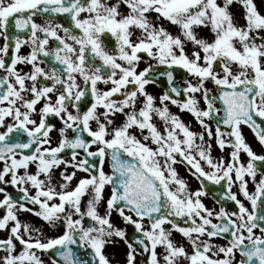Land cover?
<instances>
[{
  "label": "snow or ice",
  "instance_id": "6c2138e0",
  "mask_svg": "<svg viewBox=\"0 0 264 264\" xmlns=\"http://www.w3.org/2000/svg\"><path fill=\"white\" fill-rule=\"evenodd\" d=\"M0 37V264H264V0H0Z\"/></svg>",
  "mask_w": 264,
  "mask_h": 264
},
{
  "label": "flooded vegetation",
  "instance_id": "af4514ba",
  "mask_svg": "<svg viewBox=\"0 0 264 264\" xmlns=\"http://www.w3.org/2000/svg\"><path fill=\"white\" fill-rule=\"evenodd\" d=\"M240 9L238 6L236 8L233 9V11L236 13L237 15V10ZM38 22H43V18L37 17L36 18ZM66 23V21H64ZM202 35H206L207 33H201ZM3 39L2 37H0V45L3 44ZM106 43H108L109 47L111 46V44L113 43L111 40H106ZM51 47V44H50ZM29 52V48L27 46L22 47L21 49V54H27ZM145 65L143 63V61L141 62L140 67L143 68ZM47 67V66H45ZM18 68L23 69L24 71H28L30 66H24V65H18ZM185 73H183L181 70H177V77H182L184 76ZM191 79V78H190ZM207 87H212L211 83L209 82L207 85ZM101 87H104L103 85H101ZM166 88V82L165 79L163 77L160 78V80L158 81L157 84H150L148 86V91L150 93H152L153 95H159L161 94ZM201 107H203V101H201ZM170 110L173 113H176L180 116V118L187 124L190 126V128L193 131L199 132L201 131V128L199 126V124L196 122V120L187 112H180V110L176 107V106H172L170 105ZM51 123L55 124L57 128H59L60 122L59 120H57L56 118H51ZM155 123H157L158 127L161 128L162 130V122H160L158 119H156L154 121ZM213 130L215 128V124L213 123ZM243 132L245 134L246 140L247 142H249L251 144V146L253 147V149L257 152V153H261L262 148L261 146L256 142L253 134L251 133V131L247 128L244 127L243 128ZM137 135H139V133H136ZM52 137H53V145H55L57 139H58V133L54 130L51 133ZM212 145H213V149H212V154L214 156V158H227V153L230 151V149H225L223 152L220 151V149L216 146L215 141H212ZM179 159V158H178ZM246 157L242 154V161L245 160ZM179 176L183 179H185L189 185V188L191 190H196L200 187L199 182L191 175L190 171H189V166H187L185 163H177L175 165ZM106 170H107V166H106ZM59 171L60 169H56L55 170V174H54V183L57 182L59 180ZM69 171H71V169H69ZM194 171V170H193ZM83 175V173H78L77 176H81ZM257 179H259V175L257 177ZM74 183V182H73ZM207 185V191H208V195L203 196L201 199L203 201V203L210 209H216L218 210L220 207V204H218L216 202V198L220 197L221 193L223 192V188H221L220 186H216V185H211L208 182H205ZM8 187V191L12 192L13 195H17L18 193L15 192L14 189H12L10 186H6ZM233 191L237 192V196L239 199H241L246 206H248L250 208V205L247 201L244 200L243 196L238 192V189L234 186L233 187ZM249 191H254V186L251 184V182L249 183ZM105 196H107V189L105 190ZM2 198V197H0ZM85 199H87V197H85ZM225 206L229 209L232 210L234 208V205L232 204V202H228V201H224ZM101 211V213H103L104 208L103 206L100 207L99 209ZM20 219L22 220V222H26V223H30L33 224L34 226L37 227H42L45 232L47 233L48 236H55L58 234L57 231L48 229L46 225H44V223L39 220V218H36L34 216H32L29 213H21L20 214ZM113 222L115 223L116 226L121 227V228H127L128 231V235L131 236L133 234V229L131 226L125 225L123 223V221L114 213L113 214ZM215 222V221H214ZM168 227V226H166ZM6 236V233L4 232H0V237ZM173 238L174 240L178 241V242H184L186 244L185 241H183L182 236L179 233L174 232L173 233ZM117 242L112 245L109 246L106 249L107 254L109 255V257L112 259V261H116L117 264H124V260H125V252H126V246L123 243V241H120L118 238ZM215 243L220 244V245H224L226 244V241L223 239H219L216 238ZM190 250V249H189ZM42 259L45 261V264H50V254H42ZM237 259H239V256L237 255ZM144 260V257L141 256H137V261L136 264H142V261Z\"/></svg>",
  "mask_w": 264,
  "mask_h": 264
},
{
  "label": "rangeland",
  "instance_id": "374dc122",
  "mask_svg": "<svg viewBox=\"0 0 264 264\" xmlns=\"http://www.w3.org/2000/svg\"><path fill=\"white\" fill-rule=\"evenodd\" d=\"M241 11H242L241 9H238V10H237V16H238V17L240 16ZM113 264H117L116 261L113 260Z\"/></svg>",
  "mask_w": 264,
  "mask_h": 264
}]
</instances>
